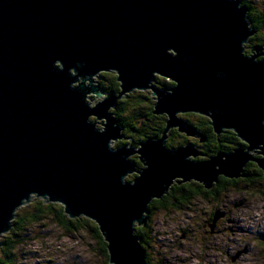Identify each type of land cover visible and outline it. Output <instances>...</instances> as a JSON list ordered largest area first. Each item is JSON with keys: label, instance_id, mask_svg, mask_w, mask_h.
<instances>
[{"label": "water", "instance_id": "1", "mask_svg": "<svg viewBox=\"0 0 264 264\" xmlns=\"http://www.w3.org/2000/svg\"><path fill=\"white\" fill-rule=\"evenodd\" d=\"M241 2L0 0V239L36 197L94 221L110 264H147L135 231L154 199L175 183L211 189L221 175L243 177L251 160L264 173V45L246 54L257 29ZM102 72L116 73L119 93L96 83ZM156 75L174 85L160 89ZM135 89L152 92L166 126L116 148L124 135L110 108ZM181 113L208 117L245 147L204 160L193 144L169 148L172 130L194 135ZM133 155L143 169L127 181Z\"/></svg>", "mask_w": 264, "mask_h": 264}, {"label": "rangeland", "instance_id": "2", "mask_svg": "<svg viewBox=\"0 0 264 264\" xmlns=\"http://www.w3.org/2000/svg\"><path fill=\"white\" fill-rule=\"evenodd\" d=\"M248 1L255 9L252 15H264V0ZM250 43L246 54H251ZM255 44L263 45L259 40ZM261 57L264 54L259 55ZM111 78L102 72L97 75L96 83L100 84V79L109 85ZM162 82L163 78L156 75L155 84L165 89ZM114 91L117 94L121 89ZM135 91L149 94L151 98L150 90ZM87 101L95 103L99 100L93 93L88 95ZM112 109L110 112L116 117ZM182 114L188 113H181L179 117ZM186 118L195 119L193 116ZM91 121L99 128V118ZM180 140L182 138L175 141ZM120 141L128 142L124 137L115 145ZM202 144L199 142L198 146ZM252 155L258 157L254 152ZM198 157L200 160L209 158L208 155ZM248 170L249 179L222 188L216 200L197 198L183 209H153L148 217L149 227L145 229L150 231L144 248L149 259L147 264H264V180L254 175V166ZM136 173H130L126 180L132 181ZM36 199L39 198L33 197L32 201ZM20 235L24 238L13 250L15 264H105L99 243L91 234L83 230L66 231L52 217L25 227Z\"/></svg>", "mask_w": 264, "mask_h": 264}, {"label": "trees", "instance_id": "3", "mask_svg": "<svg viewBox=\"0 0 264 264\" xmlns=\"http://www.w3.org/2000/svg\"><path fill=\"white\" fill-rule=\"evenodd\" d=\"M247 3V1L245 2ZM249 15H252L251 13ZM260 16V15H259ZM249 20L252 22V26L255 29L261 30L259 33L264 31V15L260 18L253 16ZM258 33V34H259ZM258 34L254 35L253 38L259 37ZM253 40V39H252ZM264 41V40H260ZM246 53H249L246 52ZM259 59H264L261 57ZM108 74L111 78V83L107 85L105 82L99 79L101 88L105 91L107 90H118L119 83L117 81V75L112 73ZM159 78V77H158ZM163 78V88H169L174 85V83L168 79ZM168 82L165 83L164 81ZM148 105H147V104ZM115 116L118 120V125L123 129V135L128 142L120 141L114 147L118 148L125 144H131L132 146L138 147L141 142L146 141L149 138L160 137L162 131L166 126V115H157L154 113L153 101L149 97V94H143L138 91H135L128 95L126 99L120 100L114 109ZM186 116H193L195 119H188ZM188 123V125L194 127L196 132L200 137H207V143H203L202 151L209 156L218 154L219 152H229L240 146L242 141L237 137V135L232 131H226L221 135H217L214 131L212 125L210 124V119L206 116L199 115L196 113L182 114L180 117ZM171 139L167 142V146L171 149L179 147L181 145L187 144L188 139L184 135L179 134L177 129L172 130L170 135ZM176 138H182L180 141H175ZM243 144V143H242ZM199 159V158H198ZM133 161L137 164L139 170L143 169L142 164L140 163L138 157H134ZM256 176L264 180V173L260 167L255 165ZM136 177V176H135ZM223 182H230L235 184L239 179H226L222 178ZM223 182L219 185L217 183L213 188L207 189L205 186L199 182L191 181L183 184H174L169 193L165 194L161 199H154L149 204L150 212L154 208L161 209H183L188 205L192 200L197 198H203L205 200L217 199L218 191L224 188ZM150 217V215L148 214ZM53 218L56 223L66 231H86L94 237V239L99 243V249L102 252L103 257L105 258V264L109 263V255L107 250V243L104 240V237L99 230L98 225L86 218L79 217L71 219L64 212V207L59 203H46L41 198L36 199L29 204L22 206L18 209L15 219L12 221V228L8 234H5L1 237L2 247L0 249L1 257L0 264H15L14 258V248L19 242L23 241V238L20 235L25 227L33 225L39 222H43L48 218ZM149 226L146 227H137L135 233L140 237V242L143 249L148 244V239L150 237V231L146 232ZM145 251V249H144ZM146 255V260L149 261L148 255Z\"/></svg>", "mask_w": 264, "mask_h": 264}, {"label": "flooded vegetation", "instance_id": "4", "mask_svg": "<svg viewBox=\"0 0 264 264\" xmlns=\"http://www.w3.org/2000/svg\"><path fill=\"white\" fill-rule=\"evenodd\" d=\"M247 1V3H245ZM241 5H246V6H249V13L248 14H254V11H255V9H254V7H253V5L248 1V0H242V2H241ZM260 13V12H259ZM260 15V16H259ZM254 15H250L249 16V18L250 17H253ZM263 15H261V14H258V15H256V17H258V18H260V17H262ZM258 31H261V30H259V28L257 29ZM256 32V34H258L259 32ZM255 34V35H256ZM258 36L259 37H256V38H253L254 37V35L250 38V40H251V43H250V45H249V47H250V51H251V48H253V47H255L256 46V42H258V40H259V43H262L263 45H264V41H260V40H264V34L263 33H259L258 34ZM253 39V40H252ZM255 41V42H254ZM247 51V50H246ZM106 73V72H105ZM101 86V85H100ZM166 89V88H165ZM168 89V88H167ZM112 90V89H111ZM109 90H107V92H108ZM128 97V96H127ZM126 97V98H127ZM126 98H123V99H126ZM123 99H121V100H123ZM120 101V100H119ZM119 101L116 103V105L119 103ZM116 107V106H115ZM183 120V119H182ZM184 121V120H183ZM184 122H186V121H184ZM186 124H187V126L188 127H191L193 130H194V135L193 136H186L184 133H181V132H179L178 130V132H179V134H181V135H184L185 137H187V139H188V142H187V144H193V145H195V146H197V147H199V150H200V152H203L202 151V149H203V144H202V146H198V143L199 142H201V143H207V137H205V136H202V137H200V135L198 134V131L196 132V130L194 129V127H192V126H190V125H188V123L186 122ZM226 131H230V130H225L224 132H226ZM223 132V133H224ZM171 133H172V131L170 132V135H171ZM222 133V134H223ZM170 135H169V137H170ZM135 147V146H134ZM239 147H245V146H243V144L241 143L240 144V146ZM239 147H237V148H239ZM205 155H207L206 153H204ZM209 157H211V156H209ZM199 157H197L196 158V160H200V159H198ZM255 165H257V163L256 162H253V163H250V162H248L247 163V165L245 166V168H244V174H245V176H243V177H240V178H227V177H225V176H223V175H221L220 177H219V179H218V182H216L215 183V185L217 184V183H219V185L223 182V177L224 178H226V179H239V181L237 182V183H235V184H231L230 182H223V184H225L224 185V187H226L227 185H237L242 179L243 180H247V179H249V177H250V172H249V167H251V166H254L255 167ZM136 168H138L137 167V164H136ZM255 169H256V167H255ZM253 173H254V175L256 174V172H254L253 171ZM252 174V173H251ZM257 177V176H256ZM183 184V183H182ZM214 187V186H213ZM169 193V192H168ZM167 193V194H168ZM212 200V199H211ZM216 200V199H215ZM155 209V208H154ZM152 213V211L150 212V209H149V212L147 213V216H148V214L150 215ZM149 217V216H148ZM149 219V218H148ZM148 224V220H147V223H146V225L144 226V227H146V226H148L147 225Z\"/></svg>", "mask_w": 264, "mask_h": 264}, {"label": "bare ground", "instance_id": "5", "mask_svg": "<svg viewBox=\"0 0 264 264\" xmlns=\"http://www.w3.org/2000/svg\"><path fill=\"white\" fill-rule=\"evenodd\" d=\"M249 43H250V42H249ZM165 79H167V78H165ZM168 80H170V79H168ZM170 81H172V80H170ZM172 82H173V81H172ZM116 143H117V142H116ZM254 153H255L256 155H258L256 149L254 150ZM201 154L205 155L204 153H201ZM137 157H138V156H137ZM136 171H139V168H135V170H133V173H136Z\"/></svg>", "mask_w": 264, "mask_h": 264}]
</instances>
